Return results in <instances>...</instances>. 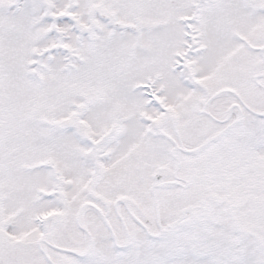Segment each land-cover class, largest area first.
<instances>
[{
    "label": "snow or ice",
    "instance_id": "1",
    "mask_svg": "<svg viewBox=\"0 0 264 264\" xmlns=\"http://www.w3.org/2000/svg\"><path fill=\"white\" fill-rule=\"evenodd\" d=\"M0 264H264V0H0Z\"/></svg>",
    "mask_w": 264,
    "mask_h": 264
}]
</instances>
